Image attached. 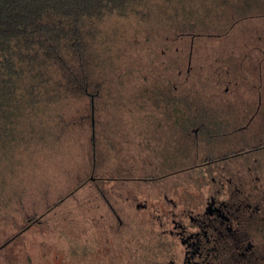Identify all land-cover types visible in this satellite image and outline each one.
I'll return each mask as SVG.
<instances>
[{
    "label": "rangeland",
    "instance_id": "rangeland-1",
    "mask_svg": "<svg viewBox=\"0 0 264 264\" xmlns=\"http://www.w3.org/2000/svg\"><path fill=\"white\" fill-rule=\"evenodd\" d=\"M160 1L166 7L163 12L137 22L144 26L138 25L134 39L121 44L124 59L138 69L118 70V74L124 72L123 84L102 92L96 149L91 150L83 124L69 122L78 118L82 107V99L74 94L59 96L40 88L34 105L23 108L14 120L13 142L5 148L9 157L0 161V237L15 232L7 219L9 210L19 207V200L35 205L37 196L63 194L86 175H99V181L102 175L116 177H107L108 185L115 179L151 185L152 181L138 180L167 170L170 162L191 151L179 129L172 126V120L184 113L179 108L181 100L207 103V113L217 115L221 108L213 103L230 95L218 87L229 77L243 79L239 65L248 58L250 67L257 69L251 53L261 52L260 46L254 47L261 36L264 42V0ZM230 24L231 31L220 35ZM191 40H195L192 58L182 62L173 50L180 52ZM170 62L177 70L166 68ZM190 64L192 72L187 73ZM171 81L179 85L173 88L168 84ZM182 81L185 90H181ZM194 112L203 114L198 109ZM139 196L143 199L147 193ZM117 204L124 208V202ZM74 208H69V218L59 220V229L42 234V227L32 225L12 241L9 257L19 264H43L41 242H48L56 244L62 254L60 264H73V258L76 264H102V228L110 227L93 217L95 209L89 212L93 219H85L87 212ZM114 221L116 227L118 220ZM123 228L140 233L132 223Z\"/></svg>",
    "mask_w": 264,
    "mask_h": 264
},
{
    "label": "flooded vegetation",
    "instance_id": "flooded-vegetation-1",
    "mask_svg": "<svg viewBox=\"0 0 264 264\" xmlns=\"http://www.w3.org/2000/svg\"><path fill=\"white\" fill-rule=\"evenodd\" d=\"M232 27L219 34L226 35ZM259 46L256 70L262 73V36L254 47ZM194 50L195 40L185 44L182 62L191 59ZM248 61L239 65L243 79L229 77L218 87L230 95L213 103L221 108L217 115L207 113V103L181 100L184 113L172 126L191 151L171 162L176 172L138 180L152 181L148 191L143 185L128 189L137 191L133 197L139 209L125 215L116 211L118 225L102 228V264H264V89L262 83L246 82ZM186 68L192 72L191 64ZM142 192L147 193L143 199ZM102 221H109L105 213ZM131 223L140 233L124 231ZM29 228L16 230L5 241L0 237V264H19L9 257V246ZM41 245L43 264H60L56 244Z\"/></svg>",
    "mask_w": 264,
    "mask_h": 264
},
{
    "label": "trees",
    "instance_id": "trees-1",
    "mask_svg": "<svg viewBox=\"0 0 264 264\" xmlns=\"http://www.w3.org/2000/svg\"><path fill=\"white\" fill-rule=\"evenodd\" d=\"M159 3L160 0H0V161L9 157L5 148L13 142L10 137L14 120L23 108L34 105L40 88L82 99L78 118L74 116L69 122L83 124L91 150L96 149L102 92L114 84H123L120 77L124 72L121 75L118 70L137 68L124 59L121 44L134 39L138 25L144 26L137 22L163 12L166 7ZM178 50H173L176 55L180 54ZM174 67L170 62L166 68L172 71ZM176 83L168 82L173 88L179 84ZM176 171L171 163L167 170L141 178H163ZM99 177H81L82 181L54 200L36 198V204L31 206L19 200V207L14 212L9 210L7 221L13 223L17 233L38 224L46 234L59 229V220L65 221L71 214L69 208L77 207L79 212H87L85 219L92 217V209L94 218L102 219L105 213L109 220L106 225L114 228L116 211L127 214L139 209L133 197L136 191H128L138 184L115 179L108 185L107 177H116L102 175V181ZM90 188L93 192L88 191ZM123 202L121 209L117 203ZM4 237L2 241L7 238Z\"/></svg>",
    "mask_w": 264,
    "mask_h": 264
},
{
    "label": "crops",
    "instance_id": "crops-1",
    "mask_svg": "<svg viewBox=\"0 0 264 264\" xmlns=\"http://www.w3.org/2000/svg\"><path fill=\"white\" fill-rule=\"evenodd\" d=\"M253 54L252 59H255V62L257 61V66H258V59L260 57V54L258 53H251ZM255 54V55H254ZM258 70V68H257ZM257 70H253L250 66H249V70L248 73L246 74V76L248 78H246V82H250V83H262L263 84V89H264V72L260 73V71ZM115 182V181H112ZM107 183V182H106ZM56 196H59V194H53L52 196H48V195H42V196H37V199H50V200H54L56 199Z\"/></svg>",
    "mask_w": 264,
    "mask_h": 264
}]
</instances>
